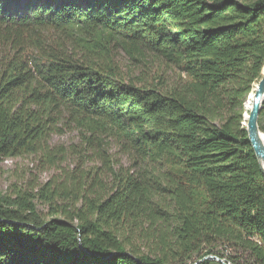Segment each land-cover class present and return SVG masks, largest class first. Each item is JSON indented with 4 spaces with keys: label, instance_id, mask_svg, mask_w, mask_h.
<instances>
[{
    "label": "trees",
    "instance_id": "trees-1",
    "mask_svg": "<svg viewBox=\"0 0 264 264\" xmlns=\"http://www.w3.org/2000/svg\"><path fill=\"white\" fill-rule=\"evenodd\" d=\"M49 31L78 32L91 58L46 47ZM145 52L184 79L152 85L117 58ZM263 75L264 0H0V159L38 152L65 110L161 167L114 171L102 150L111 189L84 181L94 191L50 218L0 194V264H264V173L243 125ZM210 255L225 263H198Z\"/></svg>",
    "mask_w": 264,
    "mask_h": 264
},
{
    "label": "rangeland",
    "instance_id": "rangeland-1",
    "mask_svg": "<svg viewBox=\"0 0 264 264\" xmlns=\"http://www.w3.org/2000/svg\"><path fill=\"white\" fill-rule=\"evenodd\" d=\"M44 36L47 37L46 47L60 48L66 55L73 56L77 62L87 63L91 58L85 48L87 42H84V38L76 31L70 35L67 32L62 34L49 31ZM85 39L88 40L89 37ZM117 58L121 63L127 62L132 73L140 80L159 87L174 86L185 77L163 57L150 52H145L140 61L134 63L129 59L124 61L122 54ZM259 128L261 133H264V113L260 118ZM102 150L107 151L113 161L114 171L122 169L123 172H128L143 167L161 168L151 160L142 162L131 154L123 153L115 135L102 122L77 117L63 110L58 130L52 133L48 144L38 152L0 159V194H8L13 199L19 194L33 197L39 214L43 218H50L56 209L71 207L85 191L88 194L94 191L83 190L84 181L87 186L93 181L94 184H106L111 189L115 175L112 169L105 171L99 155ZM46 183L50 185L40 193ZM58 217L63 218L62 215ZM135 243L140 247L136 240ZM205 259L207 258L199 259L198 263Z\"/></svg>",
    "mask_w": 264,
    "mask_h": 264
},
{
    "label": "water",
    "instance_id": "water-1",
    "mask_svg": "<svg viewBox=\"0 0 264 264\" xmlns=\"http://www.w3.org/2000/svg\"><path fill=\"white\" fill-rule=\"evenodd\" d=\"M264 75L257 84L255 89L253 106L248 116V122L246 131L248 133L249 140L256 153V156L261 164L264 173V138L259 128V118L264 101ZM207 259H213L222 262V260L216 256L210 255L205 257ZM223 263V262H222Z\"/></svg>",
    "mask_w": 264,
    "mask_h": 264
},
{
    "label": "bare ground",
    "instance_id": "bare-ground-1",
    "mask_svg": "<svg viewBox=\"0 0 264 264\" xmlns=\"http://www.w3.org/2000/svg\"><path fill=\"white\" fill-rule=\"evenodd\" d=\"M256 88H257V84L255 85L253 91L250 93V95H249V97L245 103L244 122H243L244 127H247L248 116H249V113L251 112V109L253 106V98H254V93H255Z\"/></svg>",
    "mask_w": 264,
    "mask_h": 264
},
{
    "label": "built area",
    "instance_id": "built-area-1",
    "mask_svg": "<svg viewBox=\"0 0 264 264\" xmlns=\"http://www.w3.org/2000/svg\"><path fill=\"white\" fill-rule=\"evenodd\" d=\"M262 137L264 138V133H262ZM223 263H225L223 260H222ZM227 264H231V263H227Z\"/></svg>",
    "mask_w": 264,
    "mask_h": 264
}]
</instances>
